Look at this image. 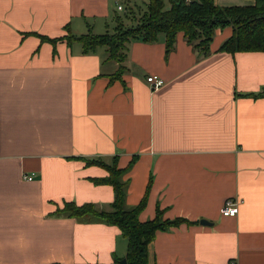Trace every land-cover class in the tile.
<instances>
[{
  "label": "crops",
  "instance_id": "crops-1",
  "mask_svg": "<svg viewBox=\"0 0 264 264\" xmlns=\"http://www.w3.org/2000/svg\"><path fill=\"white\" fill-rule=\"evenodd\" d=\"M118 3L0 0V264L125 259L117 226L55 213L69 201L109 211L113 188L93 181L107 172L84 159L115 156L121 169L135 161L123 174L126 205H139L152 181L141 221L160 208L197 222L157 231L151 264H264V53L219 52L231 27L216 32L207 57L183 33L166 54L161 34L132 42L112 81L119 64L106 48L86 54L64 39L54 52L42 40L106 34L124 16ZM229 198L240 202L235 217L221 214Z\"/></svg>",
  "mask_w": 264,
  "mask_h": 264
},
{
  "label": "trees",
  "instance_id": "trees-1",
  "mask_svg": "<svg viewBox=\"0 0 264 264\" xmlns=\"http://www.w3.org/2000/svg\"><path fill=\"white\" fill-rule=\"evenodd\" d=\"M124 16H120L114 32L106 34H85L78 37L67 35L64 38H47L56 51V44L67 39L68 44L79 41L84 53H92L99 47L107 49L108 58L119 64L118 70L111 80H121L127 70L126 61L131 43L137 40L151 44L159 35L165 36L166 54L174 50L180 33L187 43L191 44L200 57L210 55L212 41L219 30L232 28V35L224 40L218 50L222 53L235 55L239 52L264 53V0H254L252 6H221L216 0H147L145 5L137 8L131 0H125ZM130 21V25L126 23ZM84 161L89 166H100L106 170L107 176L93 180L94 183L109 185L114 191V200L109 211L99 208L93 203L77 205L69 201L64 203L55 213L79 221L103 222L109 226H117L127 240L126 261L128 264H151L149 261V244L154 241L157 231H168L183 224L193 225L188 218L166 219L164 212L157 208L152 220L141 221L139 215L147 206L151 182L139 205H126L128 182L124 181L126 169L118 165L117 157L111 159L97 158ZM120 258L115 262L119 263Z\"/></svg>",
  "mask_w": 264,
  "mask_h": 264
},
{
  "label": "built area",
  "instance_id": "built-area-1",
  "mask_svg": "<svg viewBox=\"0 0 264 264\" xmlns=\"http://www.w3.org/2000/svg\"><path fill=\"white\" fill-rule=\"evenodd\" d=\"M118 11H121L124 9L123 4L120 5L118 3L117 7ZM148 82L150 83L152 89L157 90L161 88V86L164 84V80L161 78H158L156 76H152L148 78ZM29 181H32L33 178L30 176H24ZM239 203L236 199L229 198V200L225 201V204L222 207L221 214L224 217H235L238 214L239 211ZM231 264H235L234 262H231Z\"/></svg>",
  "mask_w": 264,
  "mask_h": 264
},
{
  "label": "water",
  "instance_id": "water-1",
  "mask_svg": "<svg viewBox=\"0 0 264 264\" xmlns=\"http://www.w3.org/2000/svg\"><path fill=\"white\" fill-rule=\"evenodd\" d=\"M200 223H202L203 225H209V226L212 225V223H210L209 221H207L205 219H202ZM120 263H122V264H128L127 261H126V259H122L120 261Z\"/></svg>",
  "mask_w": 264,
  "mask_h": 264
},
{
  "label": "rangeland",
  "instance_id": "rangeland-1",
  "mask_svg": "<svg viewBox=\"0 0 264 264\" xmlns=\"http://www.w3.org/2000/svg\"><path fill=\"white\" fill-rule=\"evenodd\" d=\"M126 23L130 25V21L129 20H126ZM109 30H110V32H114V30L112 28H110ZM103 49H105V48H103ZM119 264H122V263H119Z\"/></svg>",
  "mask_w": 264,
  "mask_h": 264
}]
</instances>
